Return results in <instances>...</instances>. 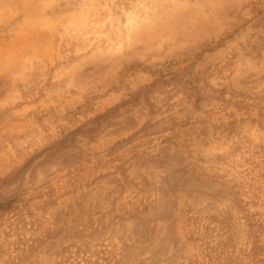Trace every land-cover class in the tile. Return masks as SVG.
<instances>
[{"label": "rangeland", "instance_id": "rangeland-1", "mask_svg": "<svg viewBox=\"0 0 264 264\" xmlns=\"http://www.w3.org/2000/svg\"><path fill=\"white\" fill-rule=\"evenodd\" d=\"M0 264H264V0H0Z\"/></svg>", "mask_w": 264, "mask_h": 264}]
</instances>
